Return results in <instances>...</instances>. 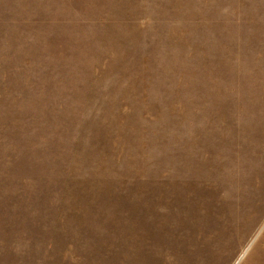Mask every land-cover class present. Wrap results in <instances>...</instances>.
<instances>
[{"label": "rangeland", "instance_id": "rangeland-1", "mask_svg": "<svg viewBox=\"0 0 264 264\" xmlns=\"http://www.w3.org/2000/svg\"><path fill=\"white\" fill-rule=\"evenodd\" d=\"M0 264H264V0H0Z\"/></svg>", "mask_w": 264, "mask_h": 264}]
</instances>
